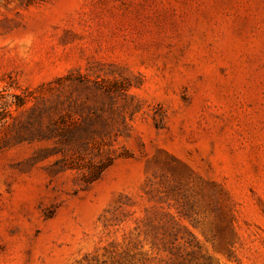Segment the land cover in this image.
<instances>
[{"label":"rangeland","instance_id":"obj_1","mask_svg":"<svg viewBox=\"0 0 264 264\" xmlns=\"http://www.w3.org/2000/svg\"><path fill=\"white\" fill-rule=\"evenodd\" d=\"M0 264H264V0H0Z\"/></svg>","mask_w":264,"mask_h":264}]
</instances>
